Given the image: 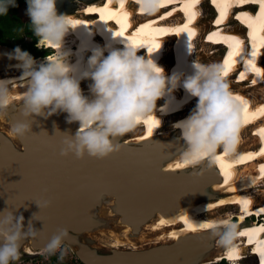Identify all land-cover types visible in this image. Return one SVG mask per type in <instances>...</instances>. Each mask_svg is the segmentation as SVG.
Instances as JSON below:
<instances>
[{"label":"bare ground","instance_id":"obj_1","mask_svg":"<svg viewBox=\"0 0 264 264\" xmlns=\"http://www.w3.org/2000/svg\"><path fill=\"white\" fill-rule=\"evenodd\" d=\"M136 1L141 2L142 5L145 3L143 5L145 12L154 9L151 0ZM183 1L186 4L189 3L188 0H162L161 4L162 6L167 4L176 5L175 10L168 15L171 16L181 9L177 4L183 3ZM199 1L202 0H196L194 5L189 3L188 8L190 10L184 11L191 13L190 22L194 23L197 19L196 24L191 27H189V23L180 27V18L176 15L167 18L168 16L162 10L159 12L156 10L158 8L154 9L153 14L139 16L141 12H136L138 5L133 0H57V10L60 14L69 15L73 21L80 22L79 28L70 30L64 39L65 50L72 53L69 57L72 64L83 58L85 64L86 59L92 55L91 49L97 46L103 48L117 39L119 42H116L117 47L114 45L116 48H124V41L131 42L139 49L138 55L145 56L147 54L143 49L149 51L150 54L158 52L161 57L165 55L161 59V63L172 64L170 63L174 55L172 42L178 35L180 39L179 52L182 55V60H185L182 63L183 68L191 74L192 58L196 53V61L203 64L218 65L222 70L223 79H228L227 81L223 80V83L227 88L232 89L231 91L239 92L238 94L229 92L236 107L246 105L247 108L250 103L255 104L258 110L252 111V113L246 111L238 119L237 125L241 124L242 127L237 133L238 136L235 137L237 149L234 150V155H230L231 151L227 153L222 150L218 157H213V159L205 155V158L195 166L178 167V165L183 164L181 154L186 148V142L182 138L181 130L174 128V125L177 123V118L184 120L191 114V109L196 107L197 101L192 104L191 109L189 107L180 112L191 99L188 98L189 95L182 98L183 92L177 89L167 96L170 101L168 111L164 107V99H159L156 102V110L149 116L142 118L132 132L119 138L116 143L123 140L125 143H135L141 146L150 142H153L156 146L163 144L158 147V150L163 151L156 158L159 163H166V169L170 171L196 168L197 170L189 175L190 179L195 184L212 189L213 194L210 195V199H215L213 202L202 201L190 206L187 205L182 208L186 210L181 209L172 218H160L157 221L158 223L148 227L149 230L158 231L161 240H181L184 244L181 243V249L185 254L184 259L186 261L200 263L204 260H210L208 264H211L214 263L211 259L219 261L221 257H226L232 264H264V225L259 227L256 224L246 222V217L251 215L252 212L256 211V214L264 213V157L262 158V155L257 153V147L261 143L258 135L262 134L264 138V18L257 21L254 19V13L246 11L247 9L242 7V12L238 16L246 27L243 25L234 26L233 23H236V20L230 19L237 7L248 3L261 5L264 14V0H213L216 7L211 5L210 8L212 9L210 11L207 10L211 4L208 0L201 5V9L196 7ZM106 3H108L107 7ZM96 5L98 7H95ZM217 10L220 12L219 23H216V20L213 19ZM207 12H209V15ZM97 13L102 16L101 20L91 22L90 20L94 19ZM109 20L117 22L120 29L117 31L116 26H112V30L111 25L108 23ZM151 20L152 22H150ZM203 20L208 22L205 26L200 25ZM145 25L147 27H144ZM175 25H178V27ZM129 27L135 30L133 35L128 33ZM205 28L209 29L208 34L217 38H208V41L205 42L202 38L203 34H201V31ZM117 32L123 34L116 38L115 33ZM243 33L245 36L249 35L250 42L242 35ZM197 35L199 36L196 39ZM84 38H87V42ZM191 39L196 40L191 42ZM219 41H223L230 49L226 60L222 56L225 53L224 46L218 45ZM237 44L239 45L238 48ZM72 45L75 46V50ZM48 47L50 46H46V48ZM204 47L205 51L201 50ZM206 47L212 50L219 49V47L221 49L209 53ZM181 50H184V52ZM253 51L255 55L251 54ZM104 54L107 56L109 53L106 51ZM35 60L37 64L42 62L41 58ZM248 61H251V63H248ZM19 64L20 61L16 59L11 66L0 74V86L4 87L14 98L6 110L13 106L22 105L23 95L27 90V80L22 76V69L18 67ZM161 67L168 76L173 74L163 66ZM13 70H19L20 72L17 71L19 72L17 75H11L10 73ZM87 81L88 79L82 80L80 86L83 87ZM244 83H252V85ZM85 92H83L85 96L92 97L90 89ZM67 116L68 114L65 112L42 116V119L53 131L58 145H61L64 136L68 134L74 136L80 127L78 122L69 124ZM259 117L262 119L257 121ZM171 119H173L172 123H167ZM3 125H8L5 113L4 117L0 119V129H3ZM154 127H156V130H153ZM9 133L8 130L7 135L13 137ZM152 135L153 137L150 139ZM225 156L227 157L224 158ZM234 158H238L237 161H233ZM234 165L235 167H233ZM255 195H260L263 199L256 201ZM255 203L258 206L253 208ZM225 205L233 207L231 209L233 214L227 215L226 218H217L214 212ZM235 212L239 216L237 222L233 221V217L236 216ZM225 220L234 224L239 230L236 231L237 236L233 239L231 245L221 254L222 249L216 245L219 237L213 233L212 229L201 228L200 225L202 223H219ZM126 232H129V229ZM140 240L144 242V233L141 235ZM120 243L122 242H115L113 248L123 247V244ZM26 252L35 254L30 249H27ZM250 253L255 258H244L247 255L249 256ZM257 254H260L262 258H259ZM244 259L251 262L246 263Z\"/></svg>","mask_w":264,"mask_h":264},{"label":"clouds","instance_id":"obj_2","mask_svg":"<svg viewBox=\"0 0 264 264\" xmlns=\"http://www.w3.org/2000/svg\"><path fill=\"white\" fill-rule=\"evenodd\" d=\"M26 2L30 27L39 41L37 46H50L56 49V55L48 56L37 64L29 53L16 48L10 58L20 61L18 67L27 80V90L23 95L24 117L65 112L69 124L79 123L75 135L68 134L62 140L61 156H75L77 159L109 157L120 150L121 145L116 143L119 138L132 132L142 118L153 113L159 99L181 86L190 97L197 98V104L186 119L174 125L181 130L186 142L181 154L183 164L179 166L199 164L205 155L212 157L220 145H224L226 150L231 149L237 131L238 110L223 83L222 70L218 65L193 61L191 74L174 72L168 76L151 54L138 55L139 49L131 42L124 41L122 49L114 47L118 39L103 48L91 49L93 54L86 65L82 59L72 64L69 60L72 53L65 50L64 39L70 30L79 28L80 22L58 13L57 0ZM10 6H17L16 0H0V15L7 14ZM106 51L109 53L107 56L104 54ZM85 79L91 81V98L83 94L80 86ZM13 99L0 86V119ZM165 109L168 111L169 107L166 105ZM31 125L18 122L9 134L24 137L31 132ZM36 204L40 209L47 208L51 201L42 200ZM23 221V216L17 218L10 211L0 218V264H14L19 259L21 241L26 236L37 235L34 227L25 232ZM200 227L212 229L220 243L227 246L237 235L236 226L227 220L202 223ZM68 236V229H58L46 251L50 254L59 251L62 260L67 249L61 251V248Z\"/></svg>","mask_w":264,"mask_h":264},{"label":"water","instance_id":"obj_3","mask_svg":"<svg viewBox=\"0 0 264 264\" xmlns=\"http://www.w3.org/2000/svg\"><path fill=\"white\" fill-rule=\"evenodd\" d=\"M15 49L0 45V74L16 61L10 58ZM5 117L8 125L0 129V218L10 211L24 217L25 232L31 227L38 231L21 241V261L46 252L57 230L66 228L63 245L84 264H208L210 260L186 261L181 240L154 244L150 240L158 231L148 228L187 205L213 202L212 189L190 179L196 168L164 171L166 163L156 160L163 151L153 142L141 146L120 140V150L104 159L63 157L62 145L42 116L24 117L22 104L6 110ZM18 122L31 123V132L9 137L7 131ZM42 200H50L51 206L40 209L36 203ZM107 232H124L136 244L144 233L150 242L139 249L109 248L96 239Z\"/></svg>","mask_w":264,"mask_h":264},{"label":"rangeland","instance_id":"obj_4","mask_svg":"<svg viewBox=\"0 0 264 264\" xmlns=\"http://www.w3.org/2000/svg\"><path fill=\"white\" fill-rule=\"evenodd\" d=\"M16 15H17V17L20 19V22L22 23V26H21V28H25L26 26H29L30 27V23H31V21H30V18H29V16L26 14L27 13V7H28V5H27V2H26V0H19V1H17V3H16ZM211 5L212 4H210V6H209V8L207 9L208 11H210L212 8H210L211 7ZM207 7H208V5H207ZM206 6H205V8H207ZM201 9V8H200ZM215 9H217V8H215ZM221 10H223V8H221ZM207 14L209 15V12H207ZM207 18V17H206ZM220 18V17H219ZM218 18V19H219ZM208 22H206L205 20H203L202 22H201V26H205L206 24H207ZM232 25V24H231ZM233 26V25H232ZM235 26V25H234ZM31 28V27H30ZM208 31V29L207 28H205L203 31H201V34H205L206 32ZM21 36H23V33L22 34H20ZM25 42L26 43H30V42H32V38L31 37H26L25 38ZM39 43V42H38ZM20 47H22V46H19L18 48H20ZM209 49H210V51H209ZM218 49V48H217ZM217 49H214V50H212L211 48H208V47H206V50H208V52L210 53L211 51L212 52H217V51H219V49H221L220 47H219V49L217 50ZM201 50H204L205 51V47L203 48V49H201ZM147 55V54H146ZM40 60V59H39ZM40 63H42V62H40ZM17 71H19V70H17ZM16 70L14 71H12L10 74L11 75H17L19 72H17ZM223 80H225V81H227L228 79H223ZM231 81H232V79H230ZM90 83H91V81L90 80H88L86 83H85V85L83 86V87H81V89H82V91L83 92H85L86 90L88 91L89 90V85H90ZM88 85V86H87ZM87 87V88H86ZM86 89V90H85ZM256 92H258V91H256ZM85 93H87V92H85ZM193 107V106H192ZM195 108V107H194ZM194 108H192L191 109V112H192V110L194 109ZM3 117H4V115H3ZM172 121H173V119H171V120H168V122L167 123H172ZM153 130H156V127H154L153 128ZM249 135H250V133H249ZM182 140V139H181ZM161 145H163V144H158L157 145V147H159V146H161ZM193 169V168H192ZM264 190V189H263ZM256 197H255V199H256V201H261L262 199H263V197H261L260 195L259 196H257V195H255ZM259 198V199H258ZM214 201V200H213ZM226 206V207H225ZM225 206H223V207H219L218 208V210H216L214 213V215H217V218H226L227 217V215H231V214H233V211L231 210L233 207H230V205H225ZM255 206H258L256 203H255ZM239 212V211H238ZM235 214H236V216H237V218H236V216L235 217H233V221H235V222H237L238 221V214H237V212H235ZM249 222V221H248ZM156 223H158L156 220L151 224V225H154V224H156ZM250 224H252L251 222H250ZM239 229L238 228H236V231H238ZM112 234V235H111ZM160 235V234H159ZM159 235H155L154 236V239L153 240H150L151 242H153L154 244H163V243H168V239H160L159 238ZM237 236V235H236ZM121 238V239H120ZM103 246H106V247H109V248H112L113 247V244L115 243V242H117V241H120V242H122V243H120V244H123L122 246H123V248L125 247V248H133V249H139V248H141L144 244H146L147 242H145V240H144V242H140L139 244H141V245H138V244H136L135 242H132V240H130V238L127 236V234L126 233H124V232H122V233H116V232H107V233H102L99 237H97L96 238ZM160 240V241H159ZM114 242V243H113ZM112 243V244H111ZM134 243H135V245H134ZM149 243V242H148ZM152 244V243H151ZM216 245L219 247V248H221L222 250H221V254L222 253H224V251H225V249L228 247V246H226V245H223V244H221L220 243V240L218 239V241L216 242ZM220 245V246H219ZM120 248V247H119ZM61 251H62V248H61ZM59 252V251H58ZM47 252H45V253H43V254H41V255H39L38 257H37V259L35 260L36 262H38L39 264H68V263H66V261L65 262H62V261H59V262H53V261H51V262H47L46 261V257H47ZM251 254V253H250ZM252 255V254H251ZM223 256V255H222ZM248 256V255H247ZM224 257H221L220 259L221 260H219V261H217V259H211L212 261H214V263H211V264H222V259H223ZM225 260V259H224ZM21 260L20 259H18L17 261H15L14 262V264H17L18 262H20ZM43 262V263H42Z\"/></svg>","mask_w":264,"mask_h":264},{"label":"trees","instance_id":"obj_5","mask_svg":"<svg viewBox=\"0 0 264 264\" xmlns=\"http://www.w3.org/2000/svg\"><path fill=\"white\" fill-rule=\"evenodd\" d=\"M19 0H16V3ZM16 6L9 7L7 14L0 15V45H6L13 48L21 49L24 52L29 53L34 59L45 57L48 52L45 49L38 47V38L33 33L29 26L24 29L21 28L22 23L16 15ZM23 33V36L20 34ZM31 37L32 42L26 43L25 38ZM222 264H226L223 259Z\"/></svg>","mask_w":264,"mask_h":264},{"label":"built area","instance_id":"obj_6","mask_svg":"<svg viewBox=\"0 0 264 264\" xmlns=\"http://www.w3.org/2000/svg\"><path fill=\"white\" fill-rule=\"evenodd\" d=\"M64 249H67L66 254L64 255L63 259L61 260L60 257V252H57L56 254H50L47 251V257H46V261L47 262H65L68 264H84L83 262H81L75 255V253L67 246V245H62V251ZM45 252H42V254ZM37 259V258H36ZM36 259H27V260H22L20 262H18L17 264H39L38 262H36ZM43 263V262H42Z\"/></svg>","mask_w":264,"mask_h":264},{"label":"snow or ice","instance_id":"obj_7","mask_svg":"<svg viewBox=\"0 0 264 264\" xmlns=\"http://www.w3.org/2000/svg\"><path fill=\"white\" fill-rule=\"evenodd\" d=\"M125 20H126V17H125ZM79 22V21H78ZM220 21L219 20H217L216 21V23H219ZM144 27H147V25H145ZM186 27V26H185ZM123 33L122 32H117V33H115V35H117V36H120V35H122ZM211 37H209V39H210ZM239 47V45L237 44V48ZM252 55H255V52L253 51L252 53H251ZM225 63H227V61H225ZM248 63H251V61H248ZM225 74H227V73H225ZM241 75H243V74H241ZM253 83H255V81H253ZM239 99V98H238ZM245 111H246V109H245ZM178 167H180L179 165H178ZM191 227V226H190ZM241 235H243V233H241Z\"/></svg>","mask_w":264,"mask_h":264}]
</instances>
